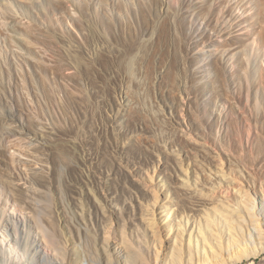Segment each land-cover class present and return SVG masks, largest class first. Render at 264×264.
I'll list each match as a JSON object with an SVG mask.
<instances>
[{
	"label": "rangeland",
	"instance_id": "374dc122",
	"mask_svg": "<svg viewBox=\"0 0 264 264\" xmlns=\"http://www.w3.org/2000/svg\"><path fill=\"white\" fill-rule=\"evenodd\" d=\"M260 146L264 0H0L1 242L17 215L37 237L44 221L62 264L107 235L152 260L157 230L164 264L184 227L228 258L197 226L227 198L264 200Z\"/></svg>",
	"mask_w": 264,
	"mask_h": 264
},
{
	"label": "bare ground",
	"instance_id": "6f19581e",
	"mask_svg": "<svg viewBox=\"0 0 264 264\" xmlns=\"http://www.w3.org/2000/svg\"><path fill=\"white\" fill-rule=\"evenodd\" d=\"M258 148L259 154L264 155V146H260ZM245 193L241 196L240 199L234 197H232L233 199H229L226 197L227 200H231L232 202H234L235 206L237 207H234L230 211L227 209L228 213H225L224 208L226 209L227 205H223V203L221 204V206L224 207L223 211L220 204H217L213 208V211L206 213L207 216L204 223L199 222L197 226V235L200 234L202 236L201 238L204 244L208 243L211 249L216 246L219 249V252L223 250L227 251L228 258L223 257L221 253L219 254L221 256L220 259L219 257H215L214 255L211 257L207 249H205V245H201V241L199 238L197 240H194L192 233L188 236V239L186 236H183V230H186V228L184 227L183 230L178 231L177 233L178 244L176 246H181H174L172 252L170 251V256H167L165 258L166 260L164 264H183V260H185V253L188 256V262L186 264H244L246 261L252 262L253 259L262 255L264 253V200L260 203L257 197L251 194V192L249 193L248 191L246 194ZM204 197L205 196L198 198L196 203H214L217 199L216 195L212 194H209V196L205 198ZM34 199L37 209L39 208L38 211H41L42 208H44L42 207V205H40V202H42V200H40L39 197H35ZM246 214L248 217H245ZM34 222L36 228H38L39 232L41 233L40 237L33 235L30 224L28 222L26 223L24 218L21 219L16 215L11 216L7 220H5V223H3L2 225L11 232L10 239L8 240H10L11 242L13 241V246H11L12 244L0 241V264L51 263L49 258H51V253L53 252V250L55 251L53 243L55 239L52 237L51 232H49L47 226L40 217H36ZM83 223H85V221H83ZM151 223V225L154 224L153 222ZM223 226L224 228L226 227L228 231H230L227 242H225L226 240L224 241L223 239ZM86 229L82 228V231L89 232L87 224ZM232 230L236 232L238 230L242 231V239L239 240L238 238L232 236ZM158 232L159 231L157 230V232L154 233L156 235V238L154 239L153 246L155 247L156 243L159 244V246L157 249L155 248L156 250L152 257V260H150L149 258H145L141 249L132 248L129 243L125 241V239L122 242V250L125 251L123 252L124 256L122 258L121 249H119L117 245L112 243L113 236L111 237L110 235H107L100 243L99 248H97V245H94L95 252L93 250L91 251V249L88 251L86 250V262L87 264H160V258L164 253L165 248L164 241L163 239H161V236ZM87 235V233L86 235L85 233L83 234V245L84 243L89 242L90 237H88ZM186 241L188 253L186 252L187 249L185 247ZM247 241L248 243L253 244L251 245L253 246V249H249V247H247ZM257 241L259 244L257 243ZM41 242H43L44 244H42ZM212 243H214L215 246H213ZM182 246L184 247V249H182ZM235 246H237V250ZM55 253L58 254L59 262L60 264H62L65 260L64 256L66 254L57 250L55 251ZM62 253H64L65 255L63 256ZM196 257H198V262L196 261Z\"/></svg>",
	"mask_w": 264,
	"mask_h": 264
}]
</instances>
